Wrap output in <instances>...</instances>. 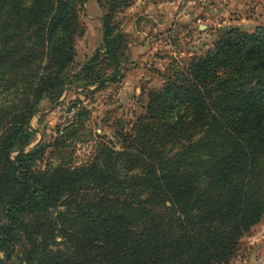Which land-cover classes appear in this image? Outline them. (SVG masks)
Masks as SVG:
<instances>
[{"label": "trees", "instance_id": "trees-1", "mask_svg": "<svg viewBox=\"0 0 264 264\" xmlns=\"http://www.w3.org/2000/svg\"><path fill=\"white\" fill-rule=\"evenodd\" d=\"M74 1L0 0V264H228L264 218V26L230 28L173 70L118 148L44 163V142L24 147L40 101L70 83ZM130 1L100 0L103 43L75 81H117L129 38L112 19Z\"/></svg>", "mask_w": 264, "mask_h": 264}, {"label": "rangeland", "instance_id": "rangeland-1", "mask_svg": "<svg viewBox=\"0 0 264 264\" xmlns=\"http://www.w3.org/2000/svg\"><path fill=\"white\" fill-rule=\"evenodd\" d=\"M99 3H78L84 34L76 38V57L66 74L70 83L59 99H42L30 121L36 135L24 149L44 142V163L84 164L102 141L118 148L117 128L132 126L145 114L149 91L160 88L173 70L205 53L230 28L251 32L264 26V0H131L112 19L129 38L120 75L100 87L88 79L75 81V74L103 43L107 8ZM18 153L14 151L12 158ZM15 254L9 262H19ZM0 258L6 259V253L0 251ZM250 262L264 264V218L242 238L237 256L228 264Z\"/></svg>", "mask_w": 264, "mask_h": 264}, {"label": "water", "instance_id": "water-1", "mask_svg": "<svg viewBox=\"0 0 264 264\" xmlns=\"http://www.w3.org/2000/svg\"><path fill=\"white\" fill-rule=\"evenodd\" d=\"M72 4H74V0H71Z\"/></svg>", "mask_w": 264, "mask_h": 264}, {"label": "crops", "instance_id": "crops-1", "mask_svg": "<svg viewBox=\"0 0 264 264\" xmlns=\"http://www.w3.org/2000/svg\"><path fill=\"white\" fill-rule=\"evenodd\" d=\"M242 264V263H241ZM249 264H253L252 262H250Z\"/></svg>", "mask_w": 264, "mask_h": 264}]
</instances>
